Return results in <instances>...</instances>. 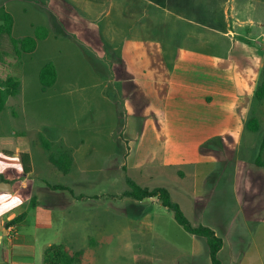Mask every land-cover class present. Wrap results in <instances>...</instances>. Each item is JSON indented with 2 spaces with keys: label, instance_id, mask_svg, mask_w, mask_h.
Wrapping results in <instances>:
<instances>
[{
  "label": "crops",
  "instance_id": "crops-1",
  "mask_svg": "<svg viewBox=\"0 0 264 264\" xmlns=\"http://www.w3.org/2000/svg\"><path fill=\"white\" fill-rule=\"evenodd\" d=\"M4 5L14 19V38L33 37L40 26L49 34L38 40L34 52L23 54L15 73L22 79L21 101L14 106L16 115L12 106L9 117L1 120L18 119L22 136L36 131L73 151L66 173L73 179L63 185L68 194L64 200L73 198L74 206H81L87 197L75 194V186L86 188L87 178L82 176L101 173L112 160L129 173L144 175L163 176L167 168L193 165V196L198 199L204 191L210 196L204 182L210 171H218L223 181L230 176L212 151L218 148L236 156L247 137L245 123L264 60V0H5ZM58 28L69 35L57 37ZM89 55L107 66L123 111L120 102L105 95L108 82L93 69ZM48 62L55 64L58 77L43 91L40 73ZM6 135L2 130L1 136ZM29 150L24 143L17 148L19 159L21 153L31 158L30 173H23L17 190L11 186L10 192L17 195L26 192L28 178L34 175ZM245 174L250 176L248 205L244 208L235 201L228 216L246 225L242 232L253 234L249 220L264 223V172L251 166ZM231 176L234 194L238 166ZM95 187L98 202L103 184ZM16 200L12 212L0 216V244L6 238L11 251L6 258L0 247V264H43L49 246L67 247L69 240L39 245L37 238L28 239L22 230L30 222L47 225L55 215L40 209L36 201L25 209L26 201ZM135 202L150 211L139 219L152 220L161 208L166 210L156 199ZM66 203L63 213L69 220L71 202ZM24 212L27 217L20 225L8 226ZM235 232L241 233L238 228ZM240 264H250V253Z\"/></svg>",
  "mask_w": 264,
  "mask_h": 264
},
{
  "label": "rangeland",
  "instance_id": "rangeland-1",
  "mask_svg": "<svg viewBox=\"0 0 264 264\" xmlns=\"http://www.w3.org/2000/svg\"><path fill=\"white\" fill-rule=\"evenodd\" d=\"M10 47L6 40L2 50L10 51ZM2 59L4 58L0 57L1 62ZM9 60L12 61V58H6V61ZM6 73V66L0 63V78L5 77ZM12 73H16V70ZM15 105L14 100H9L5 110L0 113V181L8 180V183L17 190L20 180L24 179L22 164L17 155V148H21L23 143L29 147V153L33 157L34 175L28 178V188L24 193L20 192L17 195L15 192L0 191V216L12 212L17 197L26 201L23 205L25 209L33 206L35 200L39 203L40 209H50L55 215L54 220L47 225H36L34 220L32 221L34 223L30 222L29 226L22 230V234L28 239L37 238L39 245L48 241L69 240L67 241L69 251L83 254L80 264H211L206 239L186 232L170 212L161 208L162 211H158L152 220L143 217L139 219L141 214L150 211L146 204L140 206L123 196V192L128 189L126 177L129 176L143 186L167 188L192 224H203L214 229L226 243L224 257L222 255L220 258L223 264H230V261L232 264H240L247 253H250V264H264V223L256 218L249 220L253 234H246L242 232L246 225L243 223L241 225L240 219L234 221L228 216L229 209L235 201L244 208L248 205L246 194L250 176L245 173L251 167L247 159L249 149L256 140L255 135L247 133L236 156L233 152H224L218 148L212 151L219 158L221 166L229 169L227 176L229 174L230 176L223 181L218 171L214 173L210 171L204 181L205 190L207 188L210 193L209 197L204 191L201 198H194L193 165L167 168L166 175L163 176L156 173L144 175L145 173L136 170L129 173L123 169L119 161L112 160L111 166L101 173L82 176L87 178V187L75 186L74 193L77 195L83 193L87 199L82 201L81 206L75 207L73 198L69 201L64 200V197L68 196L65 191L54 192L55 190L50 188L49 184L69 185L73 177L50 162L49 153L42 145L37 132L22 136L25 134L20 120L11 117L9 120H1L3 115L9 117L12 106ZM120 105L123 111V102H120ZM260 116L264 120V114ZM121 129L122 127L117 134H121ZM2 130L7 134L5 138L1 136ZM13 130L18 132V135H13ZM237 166L240 176L237 181V192L233 194L231 172ZM180 173L184 176H180ZM75 178L81 177L76 175ZM97 183L103 184V195L98 202L95 198ZM213 189L216 191L211 201ZM66 202H71L72 217L69 220L63 213L62 205L67 204ZM236 228L241 233H233ZM0 247L5 251L6 258H10L11 251L6 238Z\"/></svg>",
  "mask_w": 264,
  "mask_h": 264
},
{
  "label": "trees",
  "instance_id": "trees-1",
  "mask_svg": "<svg viewBox=\"0 0 264 264\" xmlns=\"http://www.w3.org/2000/svg\"><path fill=\"white\" fill-rule=\"evenodd\" d=\"M5 0H0V63L6 66L7 73L5 77L0 78V113H2L7 102L12 99L16 103H20L22 94V79L19 75L12 73L22 65V56L25 53H32L37 47L38 40L48 37V29L46 27H36L33 37H25L16 39L12 36L14 25L13 16L7 12L5 8ZM53 23L57 26L58 22L53 17ZM69 35L63 29L58 28L57 37ZM10 44V51L2 50L5 41ZM11 57L12 61H6V58ZM89 62L96 73L108 82L105 88V95L114 102H122L117 91L112 83V76L107 66L97 60L92 55L88 56ZM112 66V63L110 64ZM123 66V65H122ZM57 68L53 62H48L41 70L40 83L43 91H47L57 82ZM263 110V111H262ZM264 114V60L261 68L256 88L251 100L249 117L245 123V132L256 136L254 144L249 149L248 162L252 167L264 172V120L260 115ZM13 115H16L15 107L13 106ZM115 138L119 135L115 133ZM41 143L49 153L50 162L58 168L68 173L73 164V151L62 142H52L43 136H40ZM214 142L221 148L222 142L220 138H215ZM126 143V142H125ZM20 160L23 166L24 174H29L31 171V158L27 153L20 154ZM127 170V167H123ZM180 176H184L180 173ZM1 180V182H3ZM126 183L128 189L123 192V196L134 201H144L147 199H156L168 212H170L175 221L189 234L206 239L209 247V255L211 264H223L219 254L224 246V240L214 229L209 226L199 224L194 225L184 214L181 205L175 202L171 196V192L164 187L150 188L137 183L134 179L127 176ZM55 191H65L67 188L61 185H50ZM35 200H33V206ZM27 217V212L20 214L12 219L8 226H18ZM82 252L71 253L69 249L62 244H53L49 246L43 257V264H80L82 261ZM238 264V263H236Z\"/></svg>",
  "mask_w": 264,
  "mask_h": 264
},
{
  "label": "water",
  "instance_id": "water-1",
  "mask_svg": "<svg viewBox=\"0 0 264 264\" xmlns=\"http://www.w3.org/2000/svg\"><path fill=\"white\" fill-rule=\"evenodd\" d=\"M6 190H8V191L12 190L11 184L8 182L0 183V191H6Z\"/></svg>",
  "mask_w": 264,
  "mask_h": 264
},
{
  "label": "built area",
  "instance_id": "built-area-1",
  "mask_svg": "<svg viewBox=\"0 0 264 264\" xmlns=\"http://www.w3.org/2000/svg\"><path fill=\"white\" fill-rule=\"evenodd\" d=\"M9 230H10V231H14V228H13V227H9Z\"/></svg>",
  "mask_w": 264,
  "mask_h": 264
}]
</instances>
